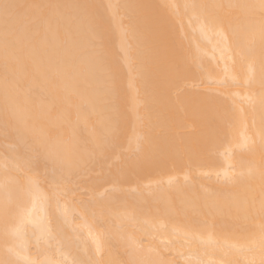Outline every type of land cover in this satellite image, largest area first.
<instances>
[{
	"label": "bare ground",
	"instance_id": "bare-ground-1",
	"mask_svg": "<svg viewBox=\"0 0 264 264\" xmlns=\"http://www.w3.org/2000/svg\"><path fill=\"white\" fill-rule=\"evenodd\" d=\"M262 34L261 0H0V264H264Z\"/></svg>",
	"mask_w": 264,
	"mask_h": 264
},
{
	"label": "rangeland",
	"instance_id": "rangeland-1",
	"mask_svg": "<svg viewBox=\"0 0 264 264\" xmlns=\"http://www.w3.org/2000/svg\"><path fill=\"white\" fill-rule=\"evenodd\" d=\"M8 146V145H7ZM9 147V146H8ZM80 184L74 183V187H75V198L78 197L81 200H87L90 197V194L88 193V190L85 188H80L81 186H79ZM107 192V191H106ZM104 194V193H103ZM77 199V198H76ZM163 251H165L166 253H170L168 249H166L165 247L162 248Z\"/></svg>",
	"mask_w": 264,
	"mask_h": 264
},
{
	"label": "snow or ice",
	"instance_id": "snow-or-ice-1",
	"mask_svg": "<svg viewBox=\"0 0 264 264\" xmlns=\"http://www.w3.org/2000/svg\"><path fill=\"white\" fill-rule=\"evenodd\" d=\"M3 7L5 8V10H7L10 6L5 4ZM261 8L264 9V0H261ZM262 39H264V34H262ZM261 210L264 211V205H262Z\"/></svg>",
	"mask_w": 264,
	"mask_h": 264
}]
</instances>
